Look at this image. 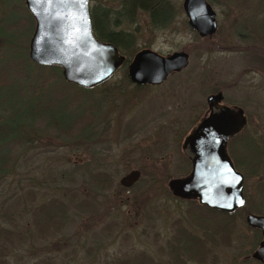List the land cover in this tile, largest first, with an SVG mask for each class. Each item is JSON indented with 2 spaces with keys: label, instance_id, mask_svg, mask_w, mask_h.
<instances>
[{
  "label": "rangeland",
  "instance_id": "374dc122",
  "mask_svg": "<svg viewBox=\"0 0 264 264\" xmlns=\"http://www.w3.org/2000/svg\"><path fill=\"white\" fill-rule=\"evenodd\" d=\"M206 1L216 19V30L209 37H199L188 27L182 0H170L176 10L164 27H153L145 11L138 10L132 23L120 19L116 30L128 31L133 38L132 47L117 49L124 58L130 61L142 48L161 56L184 51L187 64L157 86L133 85L125 78L124 66L97 89L88 91V102L95 104L90 109L91 142L86 146L39 127L38 139L27 144L13 172L0 180V264H52L35 263L52 253L56 254L54 264H93L89 253H100L101 264L109 263L104 260L111 252L120 254L118 258L137 251L155 255L163 242L161 236L171 232L176 220L181 219L189 228L186 215L191 202L167 197L157 188L147 187L144 194L140 191L146 188L150 173L155 185L165 190L169 179L187 175L189 161L183 155L182 139L205 112V97L216 91L222 92L224 104L242 109L245 118L227 153L243 174L246 203L234 213L228 243L219 245L213 263H209L210 256L204 264L252 263L249 255L261 237L254 239V228L246 225L244 216L250 212L264 216V1ZM118 3L102 0L99 6L115 9ZM94 5L95 0L88 1L89 8ZM25 11L29 15L23 0H0L1 21H21L18 26L22 31L15 34L13 46L20 52L26 46L27 55L32 30L25 26ZM33 70L31 76L36 77L40 71ZM4 94L0 103L12 109L14 119H26L30 92L13 88ZM91 169L111 174V187L99 191L111 206L101 217L97 203L103 196L90 185ZM131 169L139 170L140 181L124 191L117 189L118 179ZM22 176L43 180L45 186L37 190L39 201L53 195V186H59V197L70 215L69 224L60 233L39 237L33 229L31 215L18 199L23 194L13 196ZM118 200L123 202L118 205ZM91 201L93 209L86 206ZM3 228L12 234L3 237Z\"/></svg>",
  "mask_w": 264,
  "mask_h": 264
},
{
  "label": "trees",
  "instance_id": "16d2710c",
  "mask_svg": "<svg viewBox=\"0 0 264 264\" xmlns=\"http://www.w3.org/2000/svg\"><path fill=\"white\" fill-rule=\"evenodd\" d=\"M95 1L97 5L88 7L92 32L97 39L113 44L118 50L132 47L133 41V38L129 34L130 32L116 30L120 19L124 23H132L138 10L145 11L148 22L153 27L160 28L164 27L171 20L176 10L170 0H106L108 2H119L115 9L100 7L99 4H101L102 0ZM21 11L23 12V10ZM24 16L26 17L24 20L25 26L29 25L32 30L33 21L31 17L27 13ZM4 20L1 21L0 19V37H2L0 39V102H2L1 98L5 95L4 93L13 88L27 89L31 96L28 99L30 107L24 113L27 115V118L23 119L22 122L14 119L15 115L12 109L7 110V106L0 103V180L13 172L17 160L26 152L27 144H30L33 138L38 139L39 135H37V131L38 129L42 131L39 128L42 125L44 128L66 137L65 141L73 138L76 143L82 146L90 143V133L93 126L89 123L92 120H90V117L93 114H91L90 109L94 108L95 103L94 101L88 102L86 93L97 89L103 84L101 83L89 88L76 86L62 79L59 67L41 66L30 61L26 55V46L22 52L19 50L15 51V46H13L15 44L13 40L16 37L15 34L22 31L18 26L21 21L18 18ZM25 26L22 25V29ZM128 61L129 57L124 58V62L117 70L126 66ZM33 69L40 71L35 74L36 77L31 76V72L34 71ZM24 120H28V122H24ZM238 133L235 134L234 138ZM74 140L68 142H73ZM259 159L260 152L257 154V162ZM75 164L77 163H73V166ZM91 172L93 173L90 174L89 181L91 187L93 186L98 190L95 193L99 194V191L111 187L112 180L110 173L102 169H91ZM34 178L32 176H22L20 180L18 179V185L13 196L19 197L21 194L18 193L20 192L23 194L18 199L24 211H28L31 215V224L39 237L60 233L69 224L70 215L65 201L59 197V186L52 185L54 194L48 195L44 199L41 198L39 201L36 200L37 190L45 185L43 184V180L38 181L35 178L37 180L35 181ZM146 179H148L145 181L146 188L140 191L141 194L145 193L144 189L145 191L149 190L147 187L153 188V190L157 188L167 197L171 196L173 199L191 202V209L187 211L186 215L189 228L187 225H184L181 219L176 220L171 232L161 236L163 242L157 246V253L155 255L137 251L118 258L117 256L120 254L117 255L111 252L108 259L106 258L104 261L108 260L109 263L107 264H186V261L204 264L210 256H213L212 259L209 258L211 260L209 263H213L219 245L227 244L230 239L229 232L234 222L233 216L235 211H220L202 205L194 199L186 200L176 197L170 190H165L162 185H155L154 174L152 173L146 176ZM50 186V184L47 186L48 191L50 190ZM116 187L119 190H125L119 183ZM99 195L103 196L102 194ZM107 202L103 196L97 203L100 206L97 212L99 217L109 213L108 210L111 206ZM121 202L123 200H118V205ZM118 205L115 204L113 206L116 208ZM86 206L89 209L94 208L92 201ZM97 213L95 214L96 216ZM145 214L148 215V212H145ZM211 228L213 230L210 231ZM253 231L256 234L254 239L259 238L260 234L258 230L253 229ZM1 232L4 235L3 237H7L6 235H11L13 231L3 228ZM22 236L26 237L27 234L23 231ZM89 256L93 264L102 263L100 253L99 255L89 253ZM47 257V259H41L35 263L51 262L54 264L56 254H48ZM249 261L253 264H261L253 260L250 255Z\"/></svg>",
  "mask_w": 264,
  "mask_h": 264
},
{
  "label": "water",
  "instance_id": "95a60500",
  "mask_svg": "<svg viewBox=\"0 0 264 264\" xmlns=\"http://www.w3.org/2000/svg\"><path fill=\"white\" fill-rule=\"evenodd\" d=\"M89 0H23L33 20L27 43L30 61L41 66H57L65 82L89 88L103 83L124 62L117 48L97 39L91 28ZM181 8L188 27L199 37H209L216 30L212 7L206 0H182ZM184 51L159 55L148 48L136 51L127 63L130 81L159 84L168 73L187 64ZM221 93L207 97L209 113L185 137L182 150L191 163L187 175L169 179L170 192L179 198L194 199L209 208L231 212L243 207L242 175L229 162L225 141L245 124L240 108L219 104ZM140 176L137 169L123 174L118 183L124 188ZM244 221L258 229L260 240L250 257L264 264V216L246 213Z\"/></svg>",
  "mask_w": 264,
  "mask_h": 264
},
{
  "label": "flooded vegetation",
  "instance_id": "af4514ba",
  "mask_svg": "<svg viewBox=\"0 0 264 264\" xmlns=\"http://www.w3.org/2000/svg\"><path fill=\"white\" fill-rule=\"evenodd\" d=\"M128 63V62H127ZM126 66H127V64H126ZM178 72V71H177ZM177 72H171V73H168L167 75H166V77L168 76V75H170V74H172V73H177ZM124 75H125V77L128 79V81L129 82H131L133 85H136V86H157V85H160V84H162L165 80H166V77L159 83V84H156V85H151V84H137V83H133L132 81H130L129 80V78H128V75H127V71L125 70V73H124ZM217 92H220L221 93V99H220V101H219V104L220 105H223V106H226V107H229V108H236V106H232V107H230V106H228V105H226V104H224L223 102H222V100H223V94H222V92L221 91H216V92H214V93H217ZM214 93H212V94H214ZM210 94H208L206 97H205V105H206V110H205V112L203 113V115L196 121V123L193 125V126H191L190 127V130H189V132L191 131V130H193L199 123H200V121L204 118V117H206L207 115H208V113H209V110H208V107H207V104H206V101H207V97L209 96ZM237 108H239V107H237ZM242 110V109H241ZM241 130V129H240ZM188 132V133H189ZM188 133H187V135H188ZM187 135H185L184 136V138L182 139V142L184 141V139H185V137L187 136ZM234 136H235V134L234 135H232L231 137H229L226 141H225V144H224V152H225V154H226V156H227V158H228V160H229V162L231 163V165H232V167L237 171V172H239L238 170H237V165H236V161L235 160H233V159H231V157L228 155V153H227V149H228V145H229V142L234 138ZM261 149V148H260ZM183 155L185 156V158L189 161V170H188V172H187V174L189 173V171H190V168H191V163H190V160L188 159V157H186V155L183 153ZM264 168V167H263ZM139 171V170H138ZM140 173V172H139ZM240 173V172H239ZM241 175H242V189H243V180H244V178H243V174L241 173ZM242 195H243V193H242ZM243 197H244V195H243ZM199 203V202H198ZM245 203H246V199H245V197H244V205H245ZM244 205H243V207H244ZM243 207H241V208H243ZM241 208H238V209H241ZM238 209H234L233 211H236V210H238ZM232 211V212H233ZM251 213V212H250ZM253 214V213H252ZM259 215V214H258ZM263 216V215H262ZM258 230V229H257ZM258 232H259V230H258ZM259 234H260V232H259Z\"/></svg>",
  "mask_w": 264,
  "mask_h": 264
}]
</instances>
